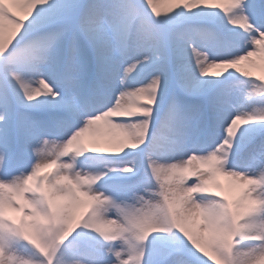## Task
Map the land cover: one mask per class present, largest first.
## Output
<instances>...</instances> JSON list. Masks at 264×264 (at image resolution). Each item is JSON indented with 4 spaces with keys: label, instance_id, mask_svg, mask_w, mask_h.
Returning <instances> with one entry per match:
<instances>
[{
    "label": "snow or ice",
    "instance_id": "obj_1",
    "mask_svg": "<svg viewBox=\"0 0 264 264\" xmlns=\"http://www.w3.org/2000/svg\"><path fill=\"white\" fill-rule=\"evenodd\" d=\"M0 264H264V0H0Z\"/></svg>",
    "mask_w": 264,
    "mask_h": 264
},
{
    "label": "bare ground",
    "instance_id": "obj_2",
    "mask_svg": "<svg viewBox=\"0 0 264 264\" xmlns=\"http://www.w3.org/2000/svg\"><path fill=\"white\" fill-rule=\"evenodd\" d=\"M169 6H170V5H168V4H162V5H161L162 9H163V8H166V7H169ZM214 71H219V69H216V70H214Z\"/></svg>",
    "mask_w": 264,
    "mask_h": 264
}]
</instances>
